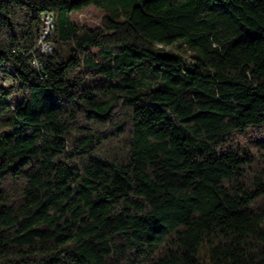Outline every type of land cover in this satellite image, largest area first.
<instances>
[{"label": "trees", "instance_id": "16d2710c", "mask_svg": "<svg viewBox=\"0 0 264 264\" xmlns=\"http://www.w3.org/2000/svg\"><path fill=\"white\" fill-rule=\"evenodd\" d=\"M0 264H264V0H0Z\"/></svg>", "mask_w": 264, "mask_h": 264}, {"label": "rangeland", "instance_id": "374dc122", "mask_svg": "<svg viewBox=\"0 0 264 264\" xmlns=\"http://www.w3.org/2000/svg\"><path fill=\"white\" fill-rule=\"evenodd\" d=\"M106 10L102 7L96 5H89L83 7L82 9L73 11L71 13L72 19L78 24H87L89 26H95L100 24L103 15L105 14ZM172 51H181L187 58L190 57L191 52L185 50L183 47L179 48V42L174 43L173 45L168 47ZM52 51V48L49 50Z\"/></svg>", "mask_w": 264, "mask_h": 264}, {"label": "built area", "instance_id": "2783aa9c", "mask_svg": "<svg viewBox=\"0 0 264 264\" xmlns=\"http://www.w3.org/2000/svg\"><path fill=\"white\" fill-rule=\"evenodd\" d=\"M52 31L50 28V23L47 19V13H45L43 15V22L42 25L40 27V32H39V37H38V49L40 50L41 53L44 54H51L53 51H48V44L51 43L50 40V35H51ZM34 65L39 67L40 66V61L38 60V58L35 56L34 57Z\"/></svg>", "mask_w": 264, "mask_h": 264}, {"label": "bare ground", "instance_id": "6f19581e", "mask_svg": "<svg viewBox=\"0 0 264 264\" xmlns=\"http://www.w3.org/2000/svg\"><path fill=\"white\" fill-rule=\"evenodd\" d=\"M47 19H48V21L50 23L51 31H53L54 26H55L54 18H53L52 15L47 14ZM52 46H53L52 43L48 44V51L52 48Z\"/></svg>", "mask_w": 264, "mask_h": 264}]
</instances>
